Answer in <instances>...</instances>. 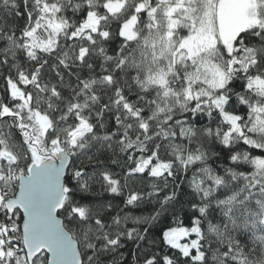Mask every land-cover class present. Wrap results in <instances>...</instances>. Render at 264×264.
Returning a JSON list of instances; mask_svg holds the SVG:
<instances>
[{
	"label": "snow or ice",
	"instance_id": "obj_1",
	"mask_svg": "<svg viewBox=\"0 0 264 264\" xmlns=\"http://www.w3.org/2000/svg\"><path fill=\"white\" fill-rule=\"evenodd\" d=\"M0 81V264H264V0H0Z\"/></svg>",
	"mask_w": 264,
	"mask_h": 264
},
{
	"label": "trees",
	"instance_id": "obj_2",
	"mask_svg": "<svg viewBox=\"0 0 264 264\" xmlns=\"http://www.w3.org/2000/svg\"><path fill=\"white\" fill-rule=\"evenodd\" d=\"M20 23L22 25L23 21L21 20ZM117 43H118V41H117ZM105 47H107L109 49L108 54L112 55L113 54L112 49L115 47V45L114 44L105 45ZM99 63H101V61L97 60V65H99ZM96 72L97 73L100 72L99 67H97ZM2 84H3V82L0 81V86H2ZM234 87L236 88V91H243L242 87L239 84L235 85ZM131 99L134 100L135 96H132ZM243 113H244V109L241 108L240 114H243ZM196 123L198 125H203V124L208 123L207 117L201 116L196 121ZM212 126H215V120L213 121ZM207 147L209 148V150L211 152L218 153L220 157L225 156V153L221 151V148H222L221 145H219L215 142H211L207 145ZM235 151H250L251 155H253V156L264 155V151H261L259 149L252 151L250 146L244 145L242 143L236 146ZM116 159L123 162L124 157L123 156H117ZM105 162L108 163L107 160H105ZM219 162H226L229 164L231 163L230 161H226V160L218 161L216 156H210L209 161H208V163L214 168L216 167L217 163H219ZM109 167H110V170L112 172L120 173V176H118L117 178H122L123 172L125 170L123 167V163H121L119 166L110 164ZM241 170L250 171L251 168H250V166H245ZM189 175H190V173H189ZM181 181H184V182L181 183ZM177 183L179 184V187L181 188V190L185 194L180 198V203L177 204V206H176V217L175 218L180 219L183 222V225L190 226L189 218L192 217L194 215V213L198 214V213H196V210L193 209L191 207V204L189 203V201L193 199L191 196L187 195V193L191 192V189L188 187L187 182L183 176H179L177 178ZM144 187H146V185L133 183L131 181L129 182V188H131L133 190L139 191V190H142ZM127 191H128V189H125L121 195L117 196L115 194H112L110 192L105 191L102 187H100V184L97 183V184L93 185L90 195H84L83 200H84V202L90 203V204L111 202L114 206H116L120 209H123L125 212H131L133 215H136V216H140V215L146 216L149 213H151V211L153 210V206L151 204H145L139 208H132L131 206L126 207L124 201L126 199ZM175 218L171 214L162 216L160 221H158L156 223V225L154 226V228L152 229L153 236L158 241V244H157L156 248L154 249L155 251H167L169 254H171L172 252H178L179 251L177 249H171L169 246L165 245L162 238H161L163 230H165L167 227L177 226L174 222ZM129 226H131V224H129ZM121 251L125 253V257L129 262H132L134 260L132 253L135 252L136 249H135V245L131 241L127 242L126 246L124 248H122ZM183 259L184 258L181 257V260H183ZM141 264H142V260H141Z\"/></svg>",
	"mask_w": 264,
	"mask_h": 264
},
{
	"label": "rangeland",
	"instance_id": "obj_3",
	"mask_svg": "<svg viewBox=\"0 0 264 264\" xmlns=\"http://www.w3.org/2000/svg\"><path fill=\"white\" fill-rule=\"evenodd\" d=\"M184 226H186V225H184ZM171 227H175V226H171ZM189 238H185L184 240H182L181 242L183 243V242H187V240H188Z\"/></svg>",
	"mask_w": 264,
	"mask_h": 264
}]
</instances>
